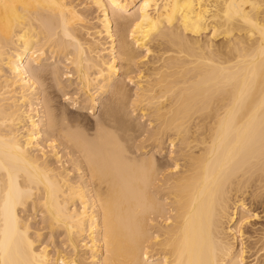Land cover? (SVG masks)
<instances>
[{
	"label": "bare ground",
	"instance_id": "1",
	"mask_svg": "<svg viewBox=\"0 0 264 264\" xmlns=\"http://www.w3.org/2000/svg\"><path fill=\"white\" fill-rule=\"evenodd\" d=\"M80 1L0 0V264H264V0Z\"/></svg>",
	"mask_w": 264,
	"mask_h": 264
},
{
	"label": "rangeland",
	"instance_id": "2",
	"mask_svg": "<svg viewBox=\"0 0 264 264\" xmlns=\"http://www.w3.org/2000/svg\"><path fill=\"white\" fill-rule=\"evenodd\" d=\"M81 1H83L84 3H86L87 4V2H89L90 0H81ZM80 1V2H81ZM78 2H79V0H78ZM89 5V7H90V10H89V12H88V18H89V20L91 21V22H89L90 23V27L91 28H93V27H99L100 26V23H99V19H98V16H100V12H98L99 10H97V7L96 6H94L93 4H88ZM84 6V5H83ZM82 7V6H81ZM91 23H92V25H91ZM99 25V26H98ZM93 31V30H92ZM104 38V40H103V42H106V37L105 36H103ZM59 94H61V93H59ZM62 95V94H61ZM62 97V96H61ZM61 100V102L62 103H64V99L62 100V99H60ZM66 102V101H65ZM84 104V103H83ZM81 108H79V109H73L74 111H76V110H80ZM82 110V109H81ZM80 110V111H81ZM83 114L85 115V116H87V118L90 120V121H94L95 120V117L94 116H97V115H92V114H90V113H88L86 110H83ZM94 117V118H93ZM62 149V148H61ZM46 150H49V148H46ZM260 211H262V209H259L258 210V212H260ZM31 213V212H30ZM30 213H27V215L29 216V217H32V213L30 214ZM261 216H264V213H262L261 214ZM40 215L37 217V221L40 219ZM36 220L34 221V219H32V222H36V223H34V226L35 227H40V224L37 222ZM254 221V220H253ZM256 221H258V224H257V227H259V226H261L263 223H264V217L262 218V219H256ZM259 225V226H258ZM45 235V237L43 236V239H44V241L47 243V244H50V248L52 249L53 247H54V241H55V245H58L59 246V244L60 245H63L62 244V242H59V241H61V240H64L65 239V237L63 236L64 234H63V232H61V231H59V232H57L56 234H55V238L54 237H52V239L50 238V236H49V231L47 230V229H45V230H43L42 231ZM46 232H47V234H46ZM58 234V235H57ZM249 235H252V232H249ZM60 236V237H59ZM48 237V238H47ZM62 238V239H61ZM52 240V241H51ZM245 241H246V244L248 245V244H250V243H252L253 242V240L254 239H250V241L249 240H247V239H244ZM249 242V243H248ZM67 251H70V249L68 248L67 249ZM254 253V250H251V252H247L245 255V258H246V261H247V264H255V260H254V258H255V256H253L252 254ZM249 256V257H248ZM255 262H254V261ZM249 262V263H248Z\"/></svg>",
	"mask_w": 264,
	"mask_h": 264
}]
</instances>
